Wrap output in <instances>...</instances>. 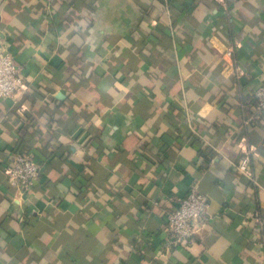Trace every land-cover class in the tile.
<instances>
[{"label":"crops","instance_id":"1","mask_svg":"<svg viewBox=\"0 0 264 264\" xmlns=\"http://www.w3.org/2000/svg\"><path fill=\"white\" fill-rule=\"evenodd\" d=\"M0 41L27 86L0 102V264H264V120L243 122L264 0H0ZM22 149L28 193L6 177ZM192 186L207 224L170 246Z\"/></svg>","mask_w":264,"mask_h":264},{"label":"built area","instance_id":"2","mask_svg":"<svg viewBox=\"0 0 264 264\" xmlns=\"http://www.w3.org/2000/svg\"><path fill=\"white\" fill-rule=\"evenodd\" d=\"M172 0H168L170 3ZM218 6L227 9L229 0H215ZM233 48L225 55L231 56ZM27 89L25 76L20 64L16 61L7 43L0 41V102L16 99L18 94ZM264 120V84L250 95V109L244 117L245 125H256ZM237 168L247 174L251 173L250 152L240 158ZM42 171L41 163L30 150H20L14 154L11 163L6 167V177L10 185L21 192L28 193L38 180ZM209 197L207 194L192 186L190 191L179 198L172 209H165L167 244L170 246L188 247L192 244L197 232L208 221ZM260 220V217H256Z\"/></svg>","mask_w":264,"mask_h":264},{"label":"trees","instance_id":"3","mask_svg":"<svg viewBox=\"0 0 264 264\" xmlns=\"http://www.w3.org/2000/svg\"><path fill=\"white\" fill-rule=\"evenodd\" d=\"M174 0H172V2H173Z\"/></svg>","mask_w":264,"mask_h":264}]
</instances>
